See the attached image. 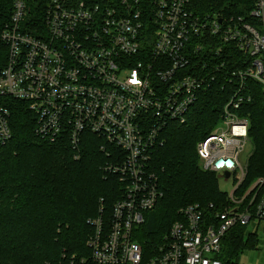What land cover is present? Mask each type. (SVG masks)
<instances>
[{"label":"built area","instance_id":"built-area-1","mask_svg":"<svg viewBox=\"0 0 264 264\" xmlns=\"http://www.w3.org/2000/svg\"><path fill=\"white\" fill-rule=\"evenodd\" d=\"M253 1L249 16L260 29L246 16L196 11L191 0H13L9 16L0 10V146L11 138L8 100L14 99L26 103L44 140L67 137L77 150L87 132L119 150L107 169L118 173L124 197L109 217L88 220L93 264H223L217 254L227 231L242 225L250 240L264 229V176L237 192L247 170L239 156L249 141L248 120L229 108L243 100L246 77L264 89V0ZM218 38L252 58L232 73L240 84L220 122L196 145L200 167L231 181L229 206L178 209L162 243L146 256L135 237L162 196L149 156L161 130L184 121L211 87L220 68L213 60Z\"/></svg>","mask_w":264,"mask_h":264},{"label":"trees","instance_id":"trees-1","mask_svg":"<svg viewBox=\"0 0 264 264\" xmlns=\"http://www.w3.org/2000/svg\"><path fill=\"white\" fill-rule=\"evenodd\" d=\"M196 11L219 12L223 16H246L260 29L261 23L249 16L253 0H191ZM13 0H0V10L11 12ZM214 58L220 68L211 87L200 92L184 121L171 120L160 132V142L151 150L149 169L162 191L156 205L144 216L135 237L148 256L162 243L178 209L199 204L208 211L229 206L227 192L220 189L217 175L203 170L198 161L197 143L220 122L224 106L252 58L223 45ZM238 108H229L248 120L253 150L241 191L251 180L264 176V89L248 76L241 90ZM11 138L0 146V264H93L87 241L93 231L90 218L110 216L116 202L124 197V183L118 173L107 169L119 151L115 145L93 133L81 134L78 149L67 137L49 142L35 133V116L21 100H8ZM105 144L104 148L101 145ZM76 154L78 156H76ZM102 209V212H100ZM208 215V214H207ZM246 236L245 227L236 225L225 233L217 258L223 264L238 261L242 248L257 241ZM247 237V236H246Z\"/></svg>","mask_w":264,"mask_h":264},{"label":"rangeland","instance_id":"rangeland-1","mask_svg":"<svg viewBox=\"0 0 264 264\" xmlns=\"http://www.w3.org/2000/svg\"><path fill=\"white\" fill-rule=\"evenodd\" d=\"M253 150V145L251 141L249 140L247 144L245 145L244 149L241 151L239 160L241 164L244 166L249 155L251 154ZM218 178V184L221 190L230 192L231 190V181L225 180L223 177H221L219 174H217ZM235 180H238V175H235ZM255 182L254 180H251V182L248 184L249 187ZM246 186V189L249 188ZM237 192H241V189L237 190ZM146 224L150 225L153 222L152 215H149L148 217L145 216ZM256 228L254 225H249L247 227V230L254 231ZM256 235H257V241L252 244V240L248 241V245L244 246L242 250L238 254V262L242 264H264V229L262 227H258L256 229ZM247 236V234H246ZM244 236V238H247Z\"/></svg>","mask_w":264,"mask_h":264},{"label":"water","instance_id":"water-1","mask_svg":"<svg viewBox=\"0 0 264 264\" xmlns=\"http://www.w3.org/2000/svg\"><path fill=\"white\" fill-rule=\"evenodd\" d=\"M228 176H229V173L226 172V173L224 174V177L227 178Z\"/></svg>","mask_w":264,"mask_h":264}]
</instances>
